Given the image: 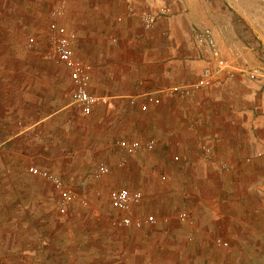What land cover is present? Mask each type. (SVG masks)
<instances>
[{"label":"crops","instance_id":"1","mask_svg":"<svg viewBox=\"0 0 264 264\" xmlns=\"http://www.w3.org/2000/svg\"><path fill=\"white\" fill-rule=\"evenodd\" d=\"M59 1L0 4V200L44 199V264H264V74L242 73L264 63L250 28L208 26L188 0H65L56 30L91 65L88 90L100 98L85 115L48 37ZM160 6L168 12L145 28ZM203 27L217 52L196 44ZM43 43L44 64L31 63ZM209 61L216 82L195 88ZM120 140L155 144L129 154ZM100 163L109 172L96 177ZM33 167L71 181L75 199L60 208L62 190ZM120 188L141 192V227L119 223L110 194ZM213 237L231 242L229 260L205 252Z\"/></svg>","mask_w":264,"mask_h":264},{"label":"rangeland","instance_id":"2","mask_svg":"<svg viewBox=\"0 0 264 264\" xmlns=\"http://www.w3.org/2000/svg\"><path fill=\"white\" fill-rule=\"evenodd\" d=\"M200 18L201 13L206 17L208 26L222 27L224 20H234L246 31V38L259 49L260 59L264 63V0H188ZM9 0H0V4L7 5ZM208 11L204 14V5ZM203 7V9H202ZM4 11V9H0ZM35 41L28 40V47ZM43 54L31 59L33 64H44ZM258 72L256 78L264 74V65L249 68ZM195 224V223H194ZM192 237V236H190ZM193 238V237H192ZM227 242L226 246L219 245L217 240ZM44 199L25 201L0 200V264H44ZM210 241V240H209ZM211 246L207 252L214 260L225 256L229 260L231 242L221 237L211 238ZM185 250V251H184ZM224 251V253L222 252ZM188 249L177 250V255H185ZM220 264H229L222 261Z\"/></svg>","mask_w":264,"mask_h":264},{"label":"built area","instance_id":"3","mask_svg":"<svg viewBox=\"0 0 264 264\" xmlns=\"http://www.w3.org/2000/svg\"><path fill=\"white\" fill-rule=\"evenodd\" d=\"M66 9V1L61 0L53 6L51 10V22L49 27V40L52 44L53 58L56 63L63 64L70 69V76L73 82L72 99L79 105L83 114L88 115L92 112L93 107L99 102L100 98L88 90V83L90 79L91 65L83 62L78 57H75L74 49L72 46V40L69 36L61 34L56 30V18L62 16ZM168 12L167 6H160L154 12H148L143 15V24L147 29L152 28L157 18L160 15ZM196 44L199 45L205 53L217 52V44L214 34L209 27H203L196 30L195 33ZM30 41H33L30 38ZM219 68H215L211 61L203 68L200 77L195 84V88L210 87L217 79ZM242 73H246L249 77L255 78L258 72L255 70H244ZM193 87L185 85H176L170 88L172 93L179 95L180 97H188L192 93ZM152 99V98H151ZM119 144L125 147V150L129 154H135L141 150H151L154 147L155 142L153 140L147 142H141L139 140L123 141L120 140ZM202 148L206 154H210V147L203 145ZM34 173L41 175L42 177L50 180L57 188L62 190V197L60 199V208H64L68 203L75 199L76 191L71 181H66L58 176L52 175L46 170H41L36 167L32 168ZM109 172V168L100 163L96 169L95 176L100 177ZM111 202L113 206L120 211L124 212L121 216L119 223L127 227L139 228L143 225L144 219L133 213L134 208L142 199V194L137 190H129L128 188L114 189L111 194ZM178 219L181 222L193 225L195 223L194 218L187 214L180 212ZM150 223H156L155 218H149ZM118 223L114 221V224ZM192 238V237H191ZM217 243L222 246H226L227 242L221 239L217 240Z\"/></svg>","mask_w":264,"mask_h":264}]
</instances>
